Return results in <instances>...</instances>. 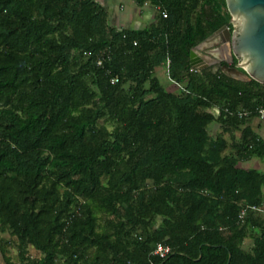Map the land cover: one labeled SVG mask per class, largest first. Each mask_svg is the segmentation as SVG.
<instances>
[{
    "label": "trees",
    "instance_id": "trees-1",
    "mask_svg": "<svg viewBox=\"0 0 264 264\" xmlns=\"http://www.w3.org/2000/svg\"><path fill=\"white\" fill-rule=\"evenodd\" d=\"M132 1L157 19L114 28L105 0H0V230L21 264H264V215L239 218L264 172L238 166L264 137L247 126L225 153L211 131L257 117L264 83L191 70L192 50L233 28L226 0Z\"/></svg>",
    "mask_w": 264,
    "mask_h": 264
},
{
    "label": "water",
    "instance_id": "water-1",
    "mask_svg": "<svg viewBox=\"0 0 264 264\" xmlns=\"http://www.w3.org/2000/svg\"><path fill=\"white\" fill-rule=\"evenodd\" d=\"M226 2L234 28L224 25L203 43L216 40L220 36L222 49L226 53L221 65L223 72L242 81L255 79L264 83V0ZM190 59L192 66L199 68L213 63L199 55L196 49L192 50Z\"/></svg>",
    "mask_w": 264,
    "mask_h": 264
},
{
    "label": "rangeland",
    "instance_id": "rangeland-1",
    "mask_svg": "<svg viewBox=\"0 0 264 264\" xmlns=\"http://www.w3.org/2000/svg\"><path fill=\"white\" fill-rule=\"evenodd\" d=\"M125 1L126 0H107V1H105V4L108 7L109 13H110L109 24L112 27H114V28H119L117 26V19H118L119 14H121V10L123 9L122 5L126 3ZM129 1L131 2L132 0H129ZM112 5H114V6L116 5V11H117L116 14L111 11V9H112L111 6ZM132 5H133V7H141V6L137 5L135 2L132 3ZM143 8L148 10L149 12L152 11L151 15L153 17L149 19L150 22H151V19H153V20L157 19L158 12L155 11L151 7L150 4L146 5ZM225 8L228 10V7H225ZM233 28H234V25H233ZM206 44L207 43H203L202 42L199 45V47H196L195 49L199 48L201 54L208 61H212L214 64H216L218 59L226 58V53H225V50L222 49V42L221 41L217 42L213 46H207ZM215 69H217V66H216ZM165 71L167 72V76L169 78L168 65H167V68H166ZM162 82H163V85L165 87H168V88L170 87V84L173 85V83H172L173 81L171 79H169V83H170L169 84L168 80L166 79V77L162 78ZM173 87H172V89H173ZM174 88H177V86L174 87ZM178 89H179V91L184 92V89L182 87L178 86ZM101 124L107 125L110 129H113L114 126H115L114 122L112 120H109V119H102L101 120ZM211 131H212V137L215 139L216 138V135H215L216 131H215V129H212ZM229 141H230V139H228V142ZM231 150H232L231 146L228 145V148L225 149L224 152L225 153H229ZM148 184H149V186H152L153 185V181L149 180ZM100 222L104 223V220H100ZM251 244H252V239L251 238H247L243 242V246L245 248H248V247L250 248ZM18 246H19V239L17 238V236L12 235L10 230H6V231L0 230V260L1 261H3L2 250L4 248L5 253H6L7 256H9L14 262H18V263L21 264L22 261H23V258H22V255L20 253V249H19ZM42 257H43V254H42L41 251L37 250L33 245H29L28 246L26 257H25L27 260L29 259V260L38 261ZM58 262L61 263V264H66L63 258H60Z\"/></svg>",
    "mask_w": 264,
    "mask_h": 264
},
{
    "label": "crops",
    "instance_id": "crops-1",
    "mask_svg": "<svg viewBox=\"0 0 264 264\" xmlns=\"http://www.w3.org/2000/svg\"><path fill=\"white\" fill-rule=\"evenodd\" d=\"M105 1H107V0H105ZM125 2L126 3L122 5L123 9L121 10V14H119L118 19H117V26L119 28H122V27H124V28H139V27H141L142 28V27L149 25L150 23H152L154 21L153 19H151V22L149 21V19L153 17L151 15L152 11L149 12L148 10L144 9L143 7H133V5H132V3H134L133 1L130 2L129 0H126ZM111 8H112L111 11L116 14L117 13L116 5L115 6L112 5ZM219 41H221L220 36L216 40L206 42L207 43L206 45L207 46H213ZM196 51L198 52L199 55L204 57L201 54L199 48H197ZM165 70H166V68L158 69L156 71V75L159 77L161 82H162V78L166 77V79L168 80V83H169L170 78H168L167 72ZM162 84H163V82H162ZM170 87H173V85L170 84ZM174 89H176V88L173 87V90ZM216 111H218V109ZM247 126H250L254 132L259 133L261 135H264V122L258 117H254V118L250 119V121L247 122L246 124L241 125L240 128L235 130V133L233 135L229 131L225 130L224 125L221 123H215L211 126V128L215 129L216 137H221L223 140L226 141V143H227L226 149L228 148V145H229L232 148L231 151L236 152V148H235L236 144L239 141V139L241 138V136L243 135V131ZM228 139H230L229 142H228ZM238 166L245 168V169L253 168V169H257V170L264 172V156L253 155V156L246 158V159H240L238 161ZM59 264H61V263H59Z\"/></svg>",
    "mask_w": 264,
    "mask_h": 264
},
{
    "label": "built area",
    "instance_id": "built-area-1",
    "mask_svg": "<svg viewBox=\"0 0 264 264\" xmlns=\"http://www.w3.org/2000/svg\"><path fill=\"white\" fill-rule=\"evenodd\" d=\"M146 5H148V4H146ZM163 16L167 17L168 13L163 12ZM85 54L89 55L88 52H85ZM104 60H105L104 56H99V58L97 59V64L103 65ZM169 64H170V60L168 62V65ZM200 69L201 68L194 67V66H192V68H191L192 71H199ZM168 73H169V68H168ZM118 81H119L118 77L112 78L113 83H116ZM251 114H252V112L248 111V110L239 111L240 117H247ZM257 117L260 118L264 122V107L258 108ZM262 136L264 137V135H262ZM249 213H260V214L264 215V195H263V199H262L261 203H259V204H246L242 207L240 214H239L240 220L244 221L247 218V216L249 215ZM171 252H172V247L163 243V242L156 243L155 247L153 249V254L158 255L160 257H165Z\"/></svg>",
    "mask_w": 264,
    "mask_h": 264
},
{
    "label": "flooded vegetation",
    "instance_id": "flooded-vegetation-1",
    "mask_svg": "<svg viewBox=\"0 0 264 264\" xmlns=\"http://www.w3.org/2000/svg\"><path fill=\"white\" fill-rule=\"evenodd\" d=\"M222 62H223L222 59H218L216 64L213 63V64H211V65H214L215 68H216V66H217V68H218L219 66L222 65Z\"/></svg>",
    "mask_w": 264,
    "mask_h": 264
}]
</instances>
